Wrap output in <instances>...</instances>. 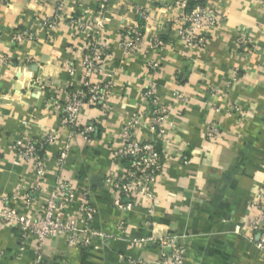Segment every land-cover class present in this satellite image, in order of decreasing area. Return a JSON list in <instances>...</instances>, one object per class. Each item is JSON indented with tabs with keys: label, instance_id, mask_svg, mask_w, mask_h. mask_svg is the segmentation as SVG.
Wrapping results in <instances>:
<instances>
[{
	"label": "crops",
	"instance_id": "0c3cea01",
	"mask_svg": "<svg viewBox=\"0 0 264 264\" xmlns=\"http://www.w3.org/2000/svg\"><path fill=\"white\" fill-rule=\"evenodd\" d=\"M192 2L217 10L223 23L206 45L185 49L180 31ZM139 10L150 17L147 43L161 37L167 46L126 57L118 47L120 35L139 20ZM99 22L105 25L110 59L93 82L114 83L112 109L109 114L84 109L80 121L95 123L100 133L70 137L52 104L83 89L77 50L96 37ZM19 31L37 39L17 44L12 36ZM241 34L250 40L246 52L237 48ZM154 60L160 68L153 72L148 64ZM150 86L170 108L160 142L163 170L152 191L137 195L136 204L124 210L115 204L113 183L125 177V166L113 151L122 145L134 115L143 116L142 137H154L145 127ZM210 121L221 130L213 141L205 137ZM52 130L58 137L45 150L47 173L36 206L28 209L19 200L10 206L30 219L41 215L60 172L58 155L68 145L69 160L61 173L76 197L63 217L77 220L89 187L96 210L93 226L106 237L69 254L64 236L46 240L42 264H156L160 247L152 240L173 235L186 241L188 264H264L248 225L258 212L255 206L264 205L262 0H0V199L37 186L33 167L13 148ZM19 183L23 191L16 189ZM18 238L17 229L0 228V264L33 263L34 241L20 254Z\"/></svg>",
	"mask_w": 264,
	"mask_h": 264
},
{
	"label": "built area",
	"instance_id": "2783aa9c",
	"mask_svg": "<svg viewBox=\"0 0 264 264\" xmlns=\"http://www.w3.org/2000/svg\"><path fill=\"white\" fill-rule=\"evenodd\" d=\"M264 2V0H262ZM139 20L128 30H123L120 35L118 47L126 57H136L146 48L153 52H162L167 43L161 37L152 39L147 43L145 38L146 26L150 17L146 11H138ZM187 26L180 31V39L185 49H193L206 45L214 30L223 23V16L217 10L208 7L204 2H198L196 7L186 17ZM49 23V25H51ZM100 30L95 38L84 43L78 50L77 56L80 67L85 75V82L81 91L71 93L67 101L53 103L61 113L60 126L71 131L70 137L84 135L86 138L97 136L99 127L93 122L80 121V114L86 108H95L105 114L111 112V99L114 93V83L93 82V79L102 72V66L110 59L107 52V43L102 36L105 25L99 22ZM13 42L24 44L31 42L34 36L26 31L15 32ZM250 40L245 34L237 39L238 51L246 52ZM6 61V59H4ZM73 71V65H70ZM160 63L156 60L148 64L150 71H157ZM211 94H216L211 89ZM145 97L150 106V113L145 121L154 137H142L138 127L143 121L142 115H134L126 125L123 133L122 145L113 151L115 159L125 166V177L113 183L117 195L116 206L127 210L136 204V197L140 193H150L159 174L163 170L164 158L157 154L156 147L162 138V125L170 113V108L163 103L154 86L148 87ZM219 112L220 108L215 107ZM221 130L216 122L210 121L206 126L205 137L209 141L220 137ZM58 137L57 130L47 132L43 137L29 141L26 144H16L13 148L16 155L25 163L33 167L37 179V186L23 195L3 197L0 199V228L9 227L17 229L19 235L20 254L25 251L27 244L34 241V259L32 264H42V249L46 240L65 237L67 253L85 250L91 245L93 239L105 238L106 235L97 231L94 226L96 210L90 201L91 189L87 187L83 193L78 211L77 220H66L63 212L68 210L75 201L76 189L61 173L69 160V146H65L58 155L56 166L59 174L56 178L54 189L47 196L46 204L37 219H30L20 215L15 207L10 206L11 201H21L28 209L36 206L40 197L41 185L47 173L44 156L46 148ZM18 191H23L21 183L16 185ZM256 215L249 222V229L256 242V247L264 255V205L255 206ZM123 229V225H120ZM255 235H258L255 241ZM153 244L160 247L159 258L156 264H188L186 260L187 244L183 237L170 236L152 240ZM67 256V255H66Z\"/></svg>",
	"mask_w": 264,
	"mask_h": 264
},
{
	"label": "trees",
	"instance_id": "16d2710c",
	"mask_svg": "<svg viewBox=\"0 0 264 264\" xmlns=\"http://www.w3.org/2000/svg\"><path fill=\"white\" fill-rule=\"evenodd\" d=\"M196 5H197V3L196 4L195 3L193 4V2L192 3H189V5H188L189 12L188 13H190V11H192L196 7ZM156 152H157L158 155H160L161 157H163L161 144H159L156 147Z\"/></svg>",
	"mask_w": 264,
	"mask_h": 264
}]
</instances>
